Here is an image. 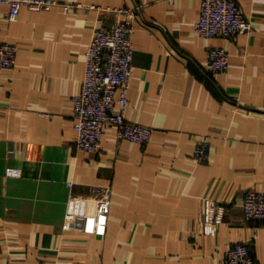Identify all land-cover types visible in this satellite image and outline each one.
Masks as SVG:
<instances>
[{
	"label": "crops",
	"instance_id": "obj_1",
	"mask_svg": "<svg viewBox=\"0 0 264 264\" xmlns=\"http://www.w3.org/2000/svg\"><path fill=\"white\" fill-rule=\"evenodd\" d=\"M54 1L14 20L0 6V42L17 47L14 66L0 68V264H222L238 242L264 264V221L241 210L244 192L264 191V1L237 0L249 35L207 39L194 31L201 0ZM120 9L135 10L124 117L152 133L139 145L106 127L98 153L78 150L85 52ZM212 48L229 54L226 73L210 72ZM202 140L205 162L193 157ZM102 187L105 235L64 229L69 204L91 212ZM205 199L225 207L214 235Z\"/></svg>",
	"mask_w": 264,
	"mask_h": 264
},
{
	"label": "built area",
	"instance_id": "obj_2",
	"mask_svg": "<svg viewBox=\"0 0 264 264\" xmlns=\"http://www.w3.org/2000/svg\"><path fill=\"white\" fill-rule=\"evenodd\" d=\"M264 1V0H258ZM8 6V19L17 18L20 9L49 11L59 5L54 0H0V6ZM64 9L69 6L64 4ZM119 17L107 27L97 28L85 52L84 72L80 91L73 97V118L78 150L98 153L106 127L115 130L118 140L144 145L150 139L149 127L129 122L124 117L128 106V87L133 72L135 10H115ZM194 31L200 38H232L252 32L251 21L242 13L237 0H201L199 18ZM17 47L9 42H0V68H11L16 62ZM207 65L211 73L224 74L229 67V54L222 48L208 52ZM209 142L198 143L193 157L205 162ZM5 176L17 178L20 170L8 167ZM93 209H80L74 202L64 215L62 227L80 229L87 234L103 236L106 233L111 205V191L102 187L94 191ZM241 210L245 219L264 221V191L243 193ZM225 207L211 199L203 201V228L214 235L215 227L221 224ZM222 264H254L246 242H238L226 252Z\"/></svg>",
	"mask_w": 264,
	"mask_h": 264
}]
</instances>
